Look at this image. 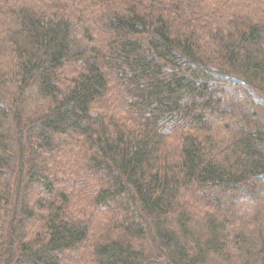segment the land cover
I'll list each match as a JSON object with an SVG mask.
<instances>
[{
	"label": "trees",
	"instance_id": "trees-1",
	"mask_svg": "<svg viewBox=\"0 0 264 264\" xmlns=\"http://www.w3.org/2000/svg\"><path fill=\"white\" fill-rule=\"evenodd\" d=\"M0 264H264V0H0Z\"/></svg>",
	"mask_w": 264,
	"mask_h": 264
}]
</instances>
